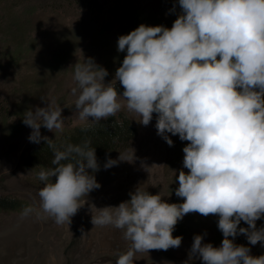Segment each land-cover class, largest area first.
Returning a JSON list of instances; mask_svg holds the SVG:
<instances>
[{"label": "clouds", "instance_id": "clouds-1", "mask_svg": "<svg viewBox=\"0 0 264 264\" xmlns=\"http://www.w3.org/2000/svg\"><path fill=\"white\" fill-rule=\"evenodd\" d=\"M182 9L169 29L140 25L118 39V51L127 52L111 83L109 75L92 58L76 63L71 90L77 96L79 119L99 123L122 108L141 117L148 126L157 114L156 129L169 146L167 135L187 141L176 196L183 203H168L160 194L137 187L130 201L106 206L92 215L94 226H113L131 242L116 264H133L135 254L179 248L183 237H173L187 214L217 215L223 234L220 247L203 243L196 235L190 258L203 264H264V255L236 245L238 234L249 244L264 242V0H178ZM117 81L122 85L118 92ZM46 107L29 108L23 123L32 129L30 142H47L53 150V167L38 178L43 213L56 224L71 223L81 199L99 189L96 149L90 141L57 148L41 128L63 131V108L41 97ZM62 149V150H61ZM126 161L109 158L105 169ZM150 172L151 167L144 166ZM55 177V182H53ZM51 178V179H50ZM33 209L28 207L23 215ZM241 221L248 228L239 227Z\"/></svg>", "mask_w": 264, "mask_h": 264}, {"label": "trees", "instance_id": "trees-1", "mask_svg": "<svg viewBox=\"0 0 264 264\" xmlns=\"http://www.w3.org/2000/svg\"><path fill=\"white\" fill-rule=\"evenodd\" d=\"M181 12L178 0H149L147 3L141 0H0V59H7L4 79L9 82L8 86L4 82L2 85L0 135L11 140L24 132L27 126L23 123V114L29 108L42 105L41 97H46L52 83L68 68V61L81 47L83 56L76 63L92 58L108 71L105 83H111L127 55L126 51H118L119 37L130 34L142 24L170 29ZM71 67L70 71L74 74ZM116 87L122 94L124 89L118 81ZM140 127L139 117L122 108L107 120L92 123L85 119L76 125H64L63 131H49L45 137L52 139L57 148L68 143L90 141V146L96 149L99 171H89L95 175L97 183L103 185L121 163L105 169L107 160H118L120 154L127 156ZM187 144V141H181L173 149L164 163L166 184L164 187L156 185L153 191H148L150 194L165 195V202L168 203L184 202L175 194L179 187V175L172 176L171 170L178 155H184L183 149ZM9 155L10 151L6 153L7 157ZM53 158V150L42 140L23 152L16 171L31 172L25 180L40 187L45 183L38 178L41 166L53 167ZM183 171L188 172L187 169ZM27 207L28 202L20 197L0 194V214L24 212ZM218 221L217 215L187 214L176 225L173 237L182 236L194 241L196 235L204 237L208 230L211 233L210 244L220 247L224 237L218 228ZM187 223L203 228L188 231ZM239 227L246 228V223L241 221ZM261 227H264V218L260 219L258 228ZM243 237V234H238L233 238L234 243L239 245ZM250 254L257 257L264 255V242L255 245ZM117 259H99L91 264H116ZM184 264L203 262L189 261Z\"/></svg>", "mask_w": 264, "mask_h": 264}, {"label": "rangeland", "instance_id": "rangeland-1", "mask_svg": "<svg viewBox=\"0 0 264 264\" xmlns=\"http://www.w3.org/2000/svg\"><path fill=\"white\" fill-rule=\"evenodd\" d=\"M149 0H141L147 3ZM85 44V43H84ZM83 47L68 61V68L59 74L47 91L46 99L55 102L63 108L64 125H76L83 120L79 119L78 110L75 109L77 96L71 90L76 87L74 74L70 71L83 56ZM7 59H0V104L3 100V82H9L4 75ZM122 95V94H121ZM42 103L40 107H46ZM137 115V114H136ZM138 116V115H137ZM141 120V117L138 116ZM157 115L148 126L141 124L139 134L126 161L117 165L116 170L105 180L103 185L87 198L81 199V208L72 217L71 223L65 222L58 225L54 218L43 213L38 192L45 183L36 187L25 177L31 176L27 170L16 171V166L23 152L36 144L30 142L29 136L32 129L27 128L17 138L6 140L0 135V194L17 196L28 202V207L33 211L28 215L24 212L0 214V264H91L99 259L117 258L120 253L129 249L130 241L124 238V231L113 226H94L91 223L92 215L97 214L92 205L97 209L111 206L118 207L120 203L129 201V193L135 192L137 187L144 191H153L158 184H166L164 163L173 149L181 142L178 135H167L172 139L173 146L158 135L155 127ZM41 135L45 136L49 130L41 128ZM10 151L7 157L6 153ZM183 156L178 155L177 161L171 170L172 176L179 175L183 170ZM157 165L150 172L145 167ZM51 179V178H50ZM56 179L55 177L52 178ZM165 200V195H161ZM27 207V208H28ZM259 222H256L259 229ZM188 231L198 227L195 223H187ZM246 224V228H248ZM203 243H210L211 233L206 230ZM194 241L182 240L179 248L167 251L151 250L135 254L133 264H184L189 261L203 262L199 256L190 258V251ZM239 245L254 248L249 244L244 235Z\"/></svg>", "mask_w": 264, "mask_h": 264}]
</instances>
